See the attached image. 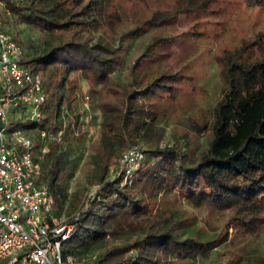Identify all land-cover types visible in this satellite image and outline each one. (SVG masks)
Returning <instances> with one entry per match:
<instances>
[{"label":"trees","instance_id":"16d2710c","mask_svg":"<svg viewBox=\"0 0 264 264\" xmlns=\"http://www.w3.org/2000/svg\"><path fill=\"white\" fill-rule=\"evenodd\" d=\"M1 1L0 20L6 29H11L9 24L24 23L45 34L37 54L25 57L24 53L23 62L40 74L45 88L42 117L37 122L19 121L24 130L36 133L47 129L55 135L61 130L60 140H67L74 133L72 125H63L69 115L63 111L69 101V74L81 72L102 85L97 101L102 148L96 154L95 173L86 178V192L73 211L78 213L77 231L64 244V252L77 256L81 246L122 239V243L103 244L91 264H160L164 254L188 259L206 255L209 240L183 234L177 229V219L168 221L159 213L126 237L106 230L107 218L130 217L140 211L141 201L133 182L149 176L159 182L168 178L196 207L207 205L231 211L232 218L241 220L242 226L255 218L264 220L258 215L264 211V41L255 43L261 52L252 60H248L249 54L243 58L239 48L220 53L227 85L214 106L212 136L198 159H187L172 147L154 146L148 150L149 158L144 156L139 168L123 181L122 174H109V164L131 147L135 138L150 139L154 125L148 114L156 94L167 89L174 96L175 73L160 71L148 77L140 74L139 61L152 53L157 39L133 60L129 82L114 85L109 77L123 65L125 42L140 35L143 27L136 25L122 32L116 44L99 34L94 37L92 31L113 21L106 9L109 0ZM208 1L174 0L172 8L156 9L147 23L168 22L175 13L204 6ZM60 144L57 139L50 141L41 161V177L54 194L55 212L68 170L69 150ZM94 184L95 192L89 194ZM74 213L69 221L74 220Z\"/></svg>","mask_w":264,"mask_h":264},{"label":"rangeland","instance_id":"374dc122","mask_svg":"<svg viewBox=\"0 0 264 264\" xmlns=\"http://www.w3.org/2000/svg\"><path fill=\"white\" fill-rule=\"evenodd\" d=\"M173 3L174 0H109L106 9L113 21H107L91 33L116 44L122 32L136 25L143 27L140 35L125 42L123 65L109 77L114 85L129 82L133 60L148 43L157 39L152 53L146 60L139 61L140 74L148 77L160 71L175 73L178 76L173 84L174 96L167 89L156 94L148 114L153 120L154 132L150 139L135 138L132 146L145 150L146 159L150 156L148 150L158 146L172 147L184 153L187 159L195 160L208 146L214 106L227 85L220 53L239 48L243 58L248 54V60L259 56L261 50L255 43L264 41V0H209L204 6L175 13L168 22L147 23L156 9H170ZM8 26L25 57L40 51L45 36L42 30L24 23ZM69 79V101L63 111L68 112L71 122L77 120L71 126L74 133L67 140L58 141L69 152L67 175L56 205L57 214L65 219L80 205L88 186L86 178L95 173L96 154L102 148L101 112L97 105L102 85L93 83L81 72H71ZM83 92L91 95L88 111L81 107ZM22 120L17 111L9 115L12 123ZM32 134L38 140V135ZM118 165L119 157L109 164L110 175L116 174ZM161 180L153 176L135 180L140 211L130 217L107 218L106 230L126 237L142 228L154 213H159L168 217V221L177 219V229L183 234L210 241L206 244V255L188 259L164 254L160 264H264V220L255 218L242 226L241 220L232 218L231 211L207 205L196 207L182 197L171 180ZM95 188L96 184L89 194H93ZM258 215L264 217V211ZM107 240L81 246L77 256L92 263L103 244L123 241Z\"/></svg>","mask_w":264,"mask_h":264},{"label":"built area","instance_id":"2783aa9c","mask_svg":"<svg viewBox=\"0 0 264 264\" xmlns=\"http://www.w3.org/2000/svg\"><path fill=\"white\" fill-rule=\"evenodd\" d=\"M23 58L22 46L0 20V264H91L63 251L77 231L78 213L73 221L61 218L54 211V194L41 177V161L49 142L60 141L62 131L55 135L39 129L35 140L33 132L24 130L19 121H9L14 111L23 119L21 123L42 117L43 81ZM81 107L91 109L89 92H83ZM63 125H73L67 115ZM144 156L141 148H126L119 156L116 173L126 181Z\"/></svg>","mask_w":264,"mask_h":264}]
</instances>
